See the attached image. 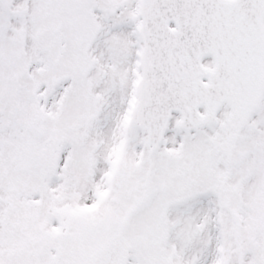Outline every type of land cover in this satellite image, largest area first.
Instances as JSON below:
<instances>
[{
  "label": "snow or ice",
  "instance_id": "1",
  "mask_svg": "<svg viewBox=\"0 0 264 264\" xmlns=\"http://www.w3.org/2000/svg\"><path fill=\"white\" fill-rule=\"evenodd\" d=\"M0 264H264V0H0Z\"/></svg>",
  "mask_w": 264,
  "mask_h": 264
}]
</instances>
